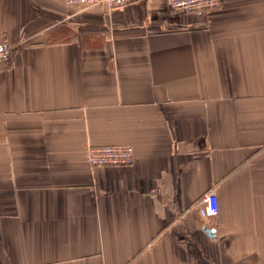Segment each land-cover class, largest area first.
I'll return each mask as SVG.
<instances>
[{
	"label": "crops",
	"instance_id": "1",
	"mask_svg": "<svg viewBox=\"0 0 264 264\" xmlns=\"http://www.w3.org/2000/svg\"><path fill=\"white\" fill-rule=\"evenodd\" d=\"M3 39L0 264H264V0H0Z\"/></svg>",
	"mask_w": 264,
	"mask_h": 264
},
{
	"label": "built area",
	"instance_id": "2",
	"mask_svg": "<svg viewBox=\"0 0 264 264\" xmlns=\"http://www.w3.org/2000/svg\"><path fill=\"white\" fill-rule=\"evenodd\" d=\"M136 1L139 0H63L66 5L71 7L85 8L95 4H104L109 9H121ZM218 3L219 0H167L170 8L197 16H203ZM10 54V43L5 39L0 40V68L8 63ZM86 157L92 166L126 167L133 162L134 150L128 144L89 145ZM197 211L202 218H210L217 214V197L213 190H209L201 197Z\"/></svg>",
	"mask_w": 264,
	"mask_h": 264
},
{
	"label": "water",
	"instance_id": "3",
	"mask_svg": "<svg viewBox=\"0 0 264 264\" xmlns=\"http://www.w3.org/2000/svg\"><path fill=\"white\" fill-rule=\"evenodd\" d=\"M213 228H209V229H205V231L207 232V233H210V232H213Z\"/></svg>",
	"mask_w": 264,
	"mask_h": 264
}]
</instances>
